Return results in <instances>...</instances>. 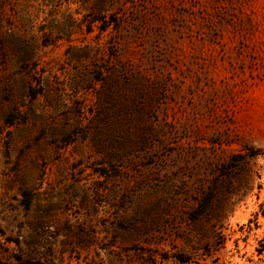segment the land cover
<instances>
[{
  "label": "rangeland",
  "instance_id": "374dc122",
  "mask_svg": "<svg viewBox=\"0 0 264 264\" xmlns=\"http://www.w3.org/2000/svg\"><path fill=\"white\" fill-rule=\"evenodd\" d=\"M264 264V0H0V264Z\"/></svg>",
  "mask_w": 264,
  "mask_h": 264
},
{
  "label": "trees",
  "instance_id": "16d2710c",
  "mask_svg": "<svg viewBox=\"0 0 264 264\" xmlns=\"http://www.w3.org/2000/svg\"><path fill=\"white\" fill-rule=\"evenodd\" d=\"M18 264H23V263H21L20 261H18Z\"/></svg>",
  "mask_w": 264,
  "mask_h": 264
}]
</instances>
